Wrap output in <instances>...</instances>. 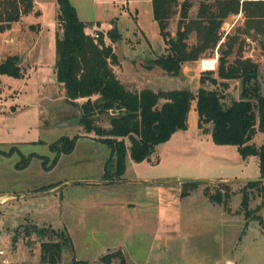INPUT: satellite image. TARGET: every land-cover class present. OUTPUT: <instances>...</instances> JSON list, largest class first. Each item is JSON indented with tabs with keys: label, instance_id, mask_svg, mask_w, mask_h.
Wrapping results in <instances>:
<instances>
[{
	"label": "rangeland",
	"instance_id": "rangeland-1",
	"mask_svg": "<svg viewBox=\"0 0 264 264\" xmlns=\"http://www.w3.org/2000/svg\"><path fill=\"white\" fill-rule=\"evenodd\" d=\"M183 1L180 0V4ZM187 1L191 4L189 14L193 18L202 2L214 0ZM73 2L80 11L81 19L101 21L102 30L108 29L111 20L118 22L122 38L116 42V51L126 69L128 79L139 89L149 85L157 89L188 88L197 91L201 85V74L204 71L217 70L218 49L197 61L186 63L184 73L180 77L161 71L149 72L142 66L145 59L166 51L159 25L153 16L151 0ZM237 16L231 15L225 21L222 27L223 36H240L243 54L259 64V78L264 93V51L261 37L242 33L243 23ZM54 19L52 14L46 19L47 26L40 44L45 63L39 65V71L30 72L27 61L24 66L27 67L28 74L24 79L20 77L21 79L18 78L14 83L9 81L11 79L2 80L3 84H12L21 93L16 101L5 93L0 96V198H4V201L0 202V250L5 252L0 254V264H49L42 260V239L34 232V226H51L66 230L70 235L73 246L64 248L57 264H70L74 259L86 261L88 264H104L100 263V257L118 249L124 252L126 264H227L228 261H232V264H264V205L258 212L256 208L261 199L255 196L250 202V217L246 218L241 210L244 183L230 184L233 194L228 213L233 216L225 217L221 213L224 205L213 202L206 193L208 187L211 192L216 191L215 184L212 183L199 182L189 193L183 195L181 192L178 199L172 195L177 189V184L162 187L166 188V195L163 191L160 194L155 193L153 190L161 187L153 184L92 183L103 181L104 163L110 156V149L101 142L82 145L72 155L65 154L53 170L46 169L44 160L47 159V164L50 165L54 156L49 143L62 136L73 137L75 134L95 136L94 133H87L78 124L80 115L77 116V105L71 107L73 117L68 119L70 123L64 125L59 117L53 119L46 113L43 116L46 127L37 125L35 116L41 109L37 105L38 89L44 87V77L46 82L48 81L47 93L53 91L54 83L57 82L56 38L57 29L60 27ZM179 19L178 13L170 20L169 30L174 39H178ZM20 27L22 28V25ZM95 27H98L97 23ZM20 30L17 29V34ZM94 32V36L96 33H104ZM49 38L52 39L51 43L54 41L55 50H52L53 44H49ZM108 40L105 34L106 44ZM196 41V33L193 32L188 43L192 45ZM8 49L9 44L7 45V41L1 36L0 61ZM37 51L38 49L34 53ZM233 57L234 55L231 59ZM202 61H208V64L215 67L204 69ZM230 84L231 92L239 98L240 81L231 80ZM195 105L196 101L193 102L194 107ZM102 123L107 125L108 121L104 119ZM33 137H40L44 141L24 142ZM127 142L129 144V140ZM255 142L263 143L264 133H259ZM32 152L51 157H32L27 168L21 167L23 157ZM258 172L259 166L255 159L249 158L245 161L236 146L215 143L210 133H203L197 125L190 122V127L176 131L168 141L158 145L151 159L135 162L128 153L124 176L139 177L140 180L159 178L160 181L166 182L188 178L219 180V176L233 173H236L233 176V179H236ZM60 181H63L60 185L37 190L50 191L65 184L56 193H32V189ZM31 193L33 195H26ZM253 193L257 194V190L254 189ZM133 200L140 203L143 214H153L157 211V204L169 203L167 226L163 225L162 229L155 233L154 220H143L139 223L137 221L134 228L130 222L125 224L121 216L126 211H123L120 204H128ZM176 214L178 216L173 219L172 216ZM259 215L262 216V224Z\"/></svg>",
	"mask_w": 264,
	"mask_h": 264
},
{
	"label": "trees",
	"instance_id": "trees-1",
	"mask_svg": "<svg viewBox=\"0 0 264 264\" xmlns=\"http://www.w3.org/2000/svg\"><path fill=\"white\" fill-rule=\"evenodd\" d=\"M153 16L157 21L166 51L145 59L142 66L149 70L180 77L184 65L203 58L218 49L217 70L204 71L197 91L188 88L157 89L137 88L118 74L121 65L113 44H106L105 34L98 37L87 32V24L71 0H57V23L60 27L56 38V77L64 90L65 98L80 108L78 124L87 133H94L97 141L110 149L105 164L104 180H122L126 171L127 154L135 162L151 159L157 146L168 141L179 130L189 126L188 117L193 102L198 115V128L210 133L217 144L234 145L247 159L258 158L260 176L264 177V142L257 144L255 137L264 133V93L259 78L258 62L246 57L238 34L223 36L222 27L231 15L243 12L242 33L261 37L264 51V0H214L202 2L197 15L190 17L191 4L184 0H151ZM181 5V6H180ZM180 7V9H178ZM34 8V0H0V32ZM180 14L177 36L170 30V20ZM195 32L197 41L190 45L188 39ZM107 36L113 43L122 38L117 22L112 21ZM234 57L231 59V56ZM18 56H8L0 63V74L16 78L23 76ZM215 66L202 61V68ZM150 74V73H149ZM240 81L237 98L230 90V81ZM83 98L82 103L78 102ZM108 124L103 125L102 121ZM80 135L62 136L50 144L55 156L46 169H52L61 154L71 153ZM129 140V144L127 142ZM37 154L23 157L21 167L26 166ZM198 182L184 183L182 194L189 193ZM53 186H47V189ZM242 190L241 210L250 217V202L255 196L261 201L256 210L264 205V182H248ZM215 192L206 188L213 202L231 207V185H215ZM209 189V190H208ZM254 189L257 194H254ZM262 224V216L259 215ZM34 232L42 239L41 257L49 264H57L65 247L73 246L68 232L51 226H34ZM100 263L126 264L122 249L103 254ZM117 261V262H115ZM70 264H88L74 259Z\"/></svg>",
	"mask_w": 264,
	"mask_h": 264
},
{
	"label": "crops",
	"instance_id": "crops-1",
	"mask_svg": "<svg viewBox=\"0 0 264 264\" xmlns=\"http://www.w3.org/2000/svg\"><path fill=\"white\" fill-rule=\"evenodd\" d=\"M71 1L75 5L73 0H71ZM57 10H58L57 0H34V8L31 12L23 15L19 21L13 22L11 24L10 28L6 29L3 32H0V37L2 36L7 41V45L9 44V49L5 53L6 55L4 56L2 61H0V63L3 62L4 60H6L8 56H15L16 55L19 58L18 64L22 65V68H23V76L21 78L24 79L26 74H28L27 67L24 66L27 61H28V65L30 68V72L31 71H33V72L39 71L38 70L39 65H41L42 62L45 63V61L43 59V57H44L43 48L40 47V44L43 41L42 40V34H43V32L45 33L44 30H46V26H47L46 19L48 18L49 15L52 14V16L55 18L54 20L56 23L57 22ZM78 13H79V16H81L80 11H78ZM237 19L238 20L241 19L242 23H244L245 18H244L243 12H240L238 14ZM82 20L85 21L87 24V28H86L87 32L93 34V33H95L94 31H102L106 34V36H107V31L112 26V21H113V20H111L109 22L108 29L102 30V28L100 26L101 21H99V20H84V19H82ZM96 23L98 24L97 28L95 27ZM20 25H22V28L20 27ZM56 25L58 26V23ZM117 25H118V22H117ZM17 27L21 29L20 30L21 32H19L18 34H17V29H18ZM58 30L59 29H57V31ZM48 33H49V31H48ZM49 37H51V36L49 35ZM48 42H49V44H53L52 50H55L54 49L55 48L54 47V45H55L54 41H53V43H51L52 39L49 38ZM107 44H113L115 51H116V43H113L110 38H109ZM165 47L166 46L164 45V49H165ZM37 49H38V51L35 54L34 51H36ZM29 55H31V57L28 59ZM120 61H121V59H120ZM116 71L118 72V74H120V76L122 73L123 75L121 77H123L127 82L134 84L133 81L128 79V74L126 73V69L123 67L122 62H121V65L119 67H116ZM55 73H56V68H55ZM147 76H145V77L147 79H149L148 78L149 76L148 77ZM21 78H19V79H21ZM9 79H11V80H9ZM17 79L18 78L13 77V76H9L6 74H0V96L2 95V93H5L8 96H10L12 100L16 101L21 92L17 88H14L13 87L14 85H12V84H9V86H7L6 83L3 84L2 80L13 81L12 83H14L17 81ZM43 81H44V84H43L44 87L38 89L39 90L38 91L39 97H38V104L37 105L41 109H40V111L37 112V115L35 116L37 125L39 127H46L44 124L45 118L43 117V116H45L46 113L48 115H50V117L53 119H56L57 117H59L58 119H61L64 125L70 123V120H68V119L73 117L71 107H73L75 105H73L72 103H70L66 100L65 95H64V90L61 88V85L58 81L56 83H54V86L52 88L53 91L50 93L49 92L47 93V91H46L47 90L46 83L48 81L46 82L45 77H44ZM149 87H151V86H149ZM83 101H84L83 98L78 100V102H80V103H82ZM66 106H68V108ZM76 108L78 109L77 110V116H79L80 115V109L78 107H76ZM13 110H16V109H13ZM1 121H2V118L0 117V122ZM188 122H189V127H190V122L194 123V125L198 126V115H197V111H196L194 106H193V109H191V111L189 113ZM49 124H50V126H52V124L50 122H49ZM50 126L48 128H50ZM75 135H77V134H75ZM78 135H80V137L77 140L75 149L71 153H69L71 155L73 153H75V151L78 149V147H80L82 145H91V144L100 142V141H97L96 139H94L93 138L94 136L92 134L88 135V136H85L84 134H78ZM1 140H2V135L0 133V144L2 143ZM43 141L44 140L40 137H33L31 139H27L24 142H26V143H29V142L39 143V142H43ZM16 144H18V143H16ZM50 144L51 143H49V148H50ZM50 151L53 152L51 149H50ZM53 153L55 156V152H53ZM32 154H37V156H34V157H39L38 155L51 157L49 155H44V154H40L37 152H32ZM64 155H65L64 153L61 154L58 162L54 165V167L52 169H49V170H53L55 167H57L58 164L61 162L62 158L64 157ZM54 156H53V158H54ZM39 158H41V157H39ZM249 158L255 159L256 162L258 163L257 157L251 156ZM249 158L244 159V160L248 161ZM29 164H30V162H29ZM29 164L27 166H25V168H27L29 166ZM105 164H106V162L104 163V171H105ZM258 166H259V164H258ZM234 174H236V173L229 174V175H221V176H219V178H220L219 180H232L234 178L233 177ZM103 175H104V173H103ZM235 176H237V175H235ZM259 176H260V170L258 173H250L247 177H243V178H254V177H259ZM124 179H128V180H126L127 183H140V182H135V181H141L139 177H129L128 178V177L124 176ZM90 180H92V179H90ZM102 180L105 181L103 179V176H102ZM179 180H181V179H179ZM144 181L163 182V181H160L159 178L155 179V178H151V177L146 178V180H144ZM62 182L63 181H60V183L50 182L46 185L32 189V193L42 194V195L56 193L62 187H64L65 184L60 186V187H56L50 191L37 192V190L44 188V187H47V186L60 185ZM88 182H90V181H88ZM69 183H71V182H69ZM69 183H67V184H69ZM92 183L116 184V183L93 182V181H92ZM143 184H153V186L161 187L158 190H153V191H155V193H159V194L162 193V191L164 192V194L167 193V192H165L166 188H162V187L177 184V186H176L177 189L172 194L173 197L176 199L179 198V194L183 191V184H181V183L164 184V183H152L151 182V183H143ZM197 188H195V189H197ZM195 189H193V190H195ZM32 193L26 194V195H33ZM2 201H4V198H0V202H2ZM168 204L169 203H164V204L159 203V204H157L158 206L157 205L155 206L157 208V211H155L153 214H149V213L143 214V211H142L143 208H141L142 206H140V203L138 201L133 200L131 203H128V204L122 203V204H120V206L123 209V211H126V212L122 213L121 220L123 222H125V224H127V222H130V224L133 225V228L136 227L137 221L139 223V222H142L143 220H145V221L146 220H149V221L154 220V221H156V226L153 225V228L155 229V233H157L158 232L157 230L162 229L163 225L165 227L167 226V222H168L167 220L169 218L168 217ZM113 205L114 204L112 203V206ZM127 211H129V212H127ZM221 213L225 217L227 215L231 216V217L233 216L232 214L230 215L228 213V211L225 209L224 206H222ZM177 216H178V214H176V216H172V217L174 219ZM180 216L182 217V214ZM231 263H232V261H231Z\"/></svg>",
	"mask_w": 264,
	"mask_h": 264
},
{
	"label": "water",
	"instance_id": "water-1",
	"mask_svg": "<svg viewBox=\"0 0 264 264\" xmlns=\"http://www.w3.org/2000/svg\"><path fill=\"white\" fill-rule=\"evenodd\" d=\"M176 39V38H175ZM100 182H105V183H127L126 180H105V181H100ZM135 182H140V183H164V184H172V183H194V182H208L212 183L215 185H220V184H233V183H248V182H264V177L259 176V177H254V178H236L232 180H217V179H210V178H188V179H181V180H174V181H166V182H155V181H135Z\"/></svg>",
	"mask_w": 264,
	"mask_h": 264
},
{
	"label": "built area",
	"instance_id": "built-area-1",
	"mask_svg": "<svg viewBox=\"0 0 264 264\" xmlns=\"http://www.w3.org/2000/svg\"><path fill=\"white\" fill-rule=\"evenodd\" d=\"M99 35H98V33H96L95 34V37H98ZM0 110H1V103H0ZM5 252H4V250H0V254L1 255H3ZM227 264H232L230 261H228V263Z\"/></svg>",
	"mask_w": 264,
	"mask_h": 264
}]
</instances>
